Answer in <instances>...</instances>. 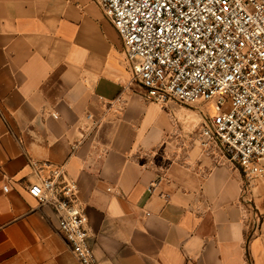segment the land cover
<instances>
[{
	"label": "crops",
	"instance_id": "crops-1",
	"mask_svg": "<svg viewBox=\"0 0 264 264\" xmlns=\"http://www.w3.org/2000/svg\"><path fill=\"white\" fill-rule=\"evenodd\" d=\"M130 78L94 0H0V264H79L54 209L28 193L32 162L65 165L76 182L96 264H264V184L244 188L202 148L189 166L144 165L172 115L124 91ZM121 93L120 111L90 129L100 98Z\"/></svg>",
	"mask_w": 264,
	"mask_h": 264
},
{
	"label": "built area",
	"instance_id": "built-area-1",
	"mask_svg": "<svg viewBox=\"0 0 264 264\" xmlns=\"http://www.w3.org/2000/svg\"><path fill=\"white\" fill-rule=\"evenodd\" d=\"M110 19L130 64L123 86L163 107L199 105L205 152L233 165L247 188L264 184V0H94ZM102 114L120 111L123 94L100 98ZM29 195L57 215V230L79 264H96L78 186L65 165L32 162Z\"/></svg>",
	"mask_w": 264,
	"mask_h": 264
},
{
	"label": "rangeland",
	"instance_id": "rangeland-1",
	"mask_svg": "<svg viewBox=\"0 0 264 264\" xmlns=\"http://www.w3.org/2000/svg\"><path fill=\"white\" fill-rule=\"evenodd\" d=\"M168 108L172 115L173 132L167 141L154 149L143 151L139 156L144 165L159 170L173 163L189 166L193 159L202 154L199 131L206 119L202 107L172 103Z\"/></svg>",
	"mask_w": 264,
	"mask_h": 264
}]
</instances>
